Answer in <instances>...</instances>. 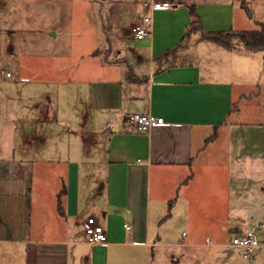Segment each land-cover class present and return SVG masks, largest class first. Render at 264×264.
I'll list each match as a JSON object with an SVG mask.
<instances>
[{
  "label": "crops",
  "instance_id": "0c3cea01",
  "mask_svg": "<svg viewBox=\"0 0 264 264\" xmlns=\"http://www.w3.org/2000/svg\"><path fill=\"white\" fill-rule=\"evenodd\" d=\"M139 1L131 0L130 35L131 27L146 12ZM166 1L174 3L173 9L153 13L151 37L142 41L132 37L139 44L133 53L147 65L145 73L126 59L125 49L116 50L118 56L111 66L119 70L118 77L77 82L74 103H68V110L80 120L68 122L76 129L58 125L62 113L42 111L35 98L33 106L24 107L25 121L20 120L24 125L14 122L11 144L0 146L12 150L9 156H0V243L23 247L24 264H136L133 256L110 257L107 251L113 247L144 248L153 263H163V250L151 251L162 246L172 248L166 251L173 264H192V260L202 264L210 262L208 257H193L191 248L208 246V239L222 248L221 263H228L234 251L222 242V233L214 238L203 233L208 231V211H202L204 221L195 224L199 227H191L198 209L188 208L204 201L208 205V167L216 159L226 160L228 192L226 205L213 211L222 222L211 221L210 229L241 231L249 227L244 216L250 212L258 214L263 220L259 225H264V52L229 50L216 43L208 47L213 41L195 34L189 35L191 41L206 43L208 50L207 55L195 54L191 44H186L194 19L191 14L188 19V12L191 6L196 12L199 7ZM232 14L225 22L211 17L208 25L200 19V32L246 30L237 28ZM260 23L264 24V18ZM50 34L58 36L55 31ZM124 62L129 66L126 70L121 67ZM133 114L162 117L165 124L140 132L127 121ZM59 133L63 135L60 139ZM72 136L98 151L92 163L99 176L92 188L100 186V190H88L87 200L91 201L90 212L101 215L97 222L107 228L106 246L87 243V221L94 216L80 218V200L85 194L80 182L70 209L68 203L56 208L53 195L59 189L44 205L42 197H36V165L43 164L46 175L42 177L51 178L47 174L62 157L55 152L59 145L69 149ZM168 203L169 210L175 208L166 215L163 208ZM177 214L189 227L168 242L161 222ZM125 217L133 219L132 234L126 232ZM121 219L123 231L119 232L113 224ZM152 221L157 223V234L151 232ZM76 228H84L86 238L76 240ZM79 245L91 246L93 251L82 254L75 248Z\"/></svg>",
  "mask_w": 264,
  "mask_h": 264
},
{
  "label": "rangeland",
  "instance_id": "374dc122",
  "mask_svg": "<svg viewBox=\"0 0 264 264\" xmlns=\"http://www.w3.org/2000/svg\"><path fill=\"white\" fill-rule=\"evenodd\" d=\"M179 1L196 4L199 7L197 8L198 17L207 25L211 17L216 22L220 20L225 22L233 13L232 17L238 29L264 28V24L260 23L264 18V0H178L175 2ZM212 8L216 12L212 13ZM131 9V0H0V72L6 70L12 74L10 78H6L0 73V146L6 147L11 144L14 122L19 121V125L23 126L20 120L25 121L22 117L24 107L33 106L36 100L39 101L40 106H38L42 111L49 109L51 113H62L63 117L58 118L60 122L58 125L76 129V125H69L68 122L73 120L74 123H78L80 120L78 115L71 113V109L68 110V103H74L77 82L118 77L119 70L111 66L118 56L115 53L116 50L125 49L126 59L133 62L139 72L147 71L146 63L133 53L138 50L139 44L134 43L132 36L128 33L133 22L130 15ZM188 13V19H191L190 10ZM200 30H203L200 25L191 27L188 37L197 34L200 38H204L207 32H200ZM51 31L57 32L58 36L54 38V35L50 34ZM213 43L215 42H208V47L215 45ZM186 44H191V49L197 55L208 54L206 43H197L196 39L191 41L189 37L186 39ZM121 67L126 70L129 66L124 62L121 63ZM61 126H57L59 131H62ZM57 136L60 139L63 135L59 133ZM71 139L72 145L69 149L65 144V146L59 145V149L55 150V153L61 154L62 157L53 165L52 172L47 174L51 178L42 177L46 175L45 171L42 173L43 164L39 162L36 165L34 190L39 192L36 197L41 196L42 205H44L51 201L52 194L59 189L58 195H53L56 208L60 206L65 208L67 203L69 207L73 200L71 196L77 194V186L80 182L82 193H85L80 200V218L87 220L88 216L93 214L95 218L100 219L99 213L90 212L91 201L87 200L88 190H93L95 193H99L100 190V186L92 188L99 176V172L92 163L97 158V148L94 146L89 149L75 140V136ZM63 141L65 139H62ZM10 153H12L11 149H0L2 157L9 156ZM225 163V159H216L215 164L208 167V205L204 201L200 205L196 203L189 205L188 208L198 209L191 219V227H199L195 224L204 221L205 216L202 215V211L205 214L208 211V231L203 233H207L212 238L222 233V242L228 244L233 230L228 233L225 230L215 231L209 227L212 225L211 221L214 224L222 222L216 220L219 216L213 214V211H220L226 205L224 196L228 192V173ZM152 196L154 199L156 194L153 193ZM203 199L201 197L202 201ZM34 200L35 205H38V199ZM154 205L152 200V208ZM174 206L169 210L168 203L163 211L168 215L169 212L174 211ZM179 215L161 222V231L168 242L175 241L177 233L189 227L188 224L185 226V223L179 220ZM244 217L247 221L245 224L250 228H256L259 240L264 241V225H259L263 221L259 215L250 212ZM124 222L131 229L126 232L132 234L135 228L133 219L125 217ZM123 223L122 219L115 221L113 228L122 232ZM151 232L155 234L159 232L157 223L154 224L153 221ZM74 234L76 240L86 238L84 228H76ZM75 248L82 254H91L93 251L88 245H79ZM170 249L172 248L167 246L151 249L152 252L163 250L161 252L165 253L166 259L163 263L155 259L156 263H153V257L151 255L146 257L144 248L139 247H113L107 253L109 252L110 257L133 256L136 264H173L170 262V255L168 256L170 251H166ZM141 250H143L142 253ZM191 250L193 257H208L206 259L210 262L203 261L202 264H264V250L255 260L246 261L240 254L241 250L236 248L228 263H221L219 257L222 256V248L215 244L195 247ZM24 258L23 247L0 243V264H24ZM192 264H195L193 260Z\"/></svg>",
  "mask_w": 264,
  "mask_h": 264
},
{
  "label": "built area",
  "instance_id": "2783aa9c",
  "mask_svg": "<svg viewBox=\"0 0 264 264\" xmlns=\"http://www.w3.org/2000/svg\"><path fill=\"white\" fill-rule=\"evenodd\" d=\"M141 7L145 9V14L141 15L138 21L131 27V35L134 40L142 41L150 38L152 35L153 13L157 10H169L173 7L171 2L162 0H140ZM1 75L10 78L12 74L6 70H2ZM127 121L134 125L140 132H148L152 127L162 126L165 120L162 117H156L151 114H133ZM264 188V185H263ZM130 230L128 225H125ZM185 235V234H183ZM87 243L91 245L106 246L108 244V236L102 225H100L95 217H90L86 227ZM183 242V240H182ZM213 242L211 239L206 241V245ZM226 247L232 251L236 248L241 250V256L246 261L258 258L264 249V242L260 241L257 236V229L246 227L241 231L234 232L230 237Z\"/></svg>",
  "mask_w": 264,
  "mask_h": 264
},
{
  "label": "trees",
  "instance_id": "16d2710c",
  "mask_svg": "<svg viewBox=\"0 0 264 264\" xmlns=\"http://www.w3.org/2000/svg\"><path fill=\"white\" fill-rule=\"evenodd\" d=\"M189 8L190 14L194 18L191 27L200 25V18L196 12V7L191 6ZM205 35L225 49L264 52V28L254 30L212 31L205 33ZM171 204L172 202H170V206Z\"/></svg>",
  "mask_w": 264,
  "mask_h": 264
}]
</instances>
